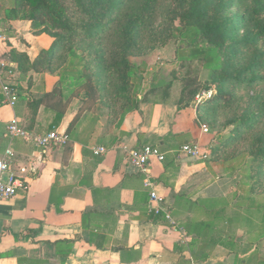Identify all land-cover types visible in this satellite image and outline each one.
I'll return each instance as SVG.
<instances>
[{"label": "crops", "instance_id": "crops-1", "mask_svg": "<svg viewBox=\"0 0 264 264\" xmlns=\"http://www.w3.org/2000/svg\"><path fill=\"white\" fill-rule=\"evenodd\" d=\"M11 6L13 0H0V73L19 95L14 107L0 95V157L13 150L12 171L23 188L0 202V264H233L223 248L206 251L201 239L185 234L179 222L191 214L184 207L183 217H172L175 225L153 212L158 206L172 212L176 196L194 200L202 193L201 161L180 153L182 145L196 142V129L176 104L140 103L116 126L98 112L80 113L74 100L54 128L68 135L65 146L41 150L5 137L13 118L31 133L50 131L54 115L41 106L32 119L19 96L41 98L58 80L49 73L21 76L4 58L15 50L34 59L52 44L45 35L34 36L29 22L6 21ZM146 145L165 155L149 166L153 189L125 160L127 151ZM98 147L105 154L95 155ZM152 190L163 204L150 201Z\"/></svg>", "mask_w": 264, "mask_h": 264}, {"label": "trees", "instance_id": "trees-1", "mask_svg": "<svg viewBox=\"0 0 264 264\" xmlns=\"http://www.w3.org/2000/svg\"><path fill=\"white\" fill-rule=\"evenodd\" d=\"M169 1L167 19L151 27L153 11L148 7L156 0L138 1L135 6L128 0H13V6L4 12L5 20L29 22L34 35H45L52 44L34 59L15 50L4 58L17 65L21 76L33 72L58 78L52 91L41 98L24 95L19 100L26 102L32 119L41 106L51 112L52 130L72 101L79 102L80 113L96 112L99 105L108 106L107 95L114 102L120 100L118 111H114L117 118L111 124L120 126L126 114L146 102L135 97L140 85L132 83L138 73L145 71L146 64L137 66L132 59L148 49L141 45L147 25L151 50L173 41L180 67L197 63L208 72V82L188 91L191 101L202 92L214 90L212 98L197 108L194 125L222 102L231 100L229 88L241 84L253 91L261 85L254 91L247 110L223 123V129L231 130L211 148L210 156L228 164L245 156L241 164L249 180L254 181L253 187H262L260 195L264 198V130L255 131L264 118V0ZM124 8L128 12L114 33L116 18ZM240 50L249 56L243 68L235 63ZM246 136L250 139L245 140ZM239 166L230 167V176ZM183 207L191 217L178 221L180 226L187 236L201 239L206 251L221 247L234 256L233 264H264V253H259V242L264 239V214L258 217V229L245 246L237 242L233 230L238 228V219L227 214L224 201L176 196L171 216L183 217L187 213L180 212ZM254 208H264V203Z\"/></svg>", "mask_w": 264, "mask_h": 264}, {"label": "rangeland", "instance_id": "rangeland-1", "mask_svg": "<svg viewBox=\"0 0 264 264\" xmlns=\"http://www.w3.org/2000/svg\"><path fill=\"white\" fill-rule=\"evenodd\" d=\"M130 4L135 6L138 1L143 0H128ZM248 2H245L246 6ZM153 11V20L151 27H156L167 19V14L170 9L169 0H156V2L148 7ZM127 9L120 11L116 18L114 33L120 24H122L123 17ZM128 12V11H127ZM149 27L146 25V30L143 31L144 38L142 44L148 47L145 53L139 57L133 58L132 62L137 66L146 64L144 72L138 73L133 79L134 85H140L139 91L136 92L135 97L138 100L145 99L146 101L164 102L169 101L176 104L181 109L188 113L191 121L194 123L197 120V108L207 100H210L214 95V90L211 94L203 96L202 92L199 98L189 101L188 91L190 88L199 87L203 83L209 81L208 72L203 70L200 64L194 63L192 66L188 64L180 67L176 61L175 49L176 44L169 41L161 47L150 49L151 45L148 43L147 32ZM34 35V34H33ZM38 36V35H34ZM249 60L248 54L244 50H240L237 60H235L238 68H243L247 65ZM55 62V60H53ZM56 63L54 64V66ZM53 66V67H54ZM184 88L186 89L183 92ZM261 85L254 88L252 91L249 87L243 85H236L229 88L232 92V98L229 102H222L215 111L206 114L200 123L194 125L196 129V142H194L200 152L198 159L201 164V173L203 178L200 181L199 190L202 193L194 200H221L225 202L226 211L229 216L237 217V229L233 230L237 235V242L248 245V241L255 234L254 231L258 229V217L264 214V208L256 209V204L263 205L264 198L262 187H253L254 181L249 180L248 173L244 170L245 165L241 164L245 156H241L231 163H222V158L214 161L210 156L211 148L219 142L221 136L227 135L231 128L223 129L222 125L231 117L245 112L251 102V97L254 91L260 90ZM183 98L184 101L180 100ZM106 102L111 109L105 104L99 105L96 112L105 120L106 124L111 125L116 120L114 111H118L120 107V100L114 102L107 95H105ZM116 113V112H115ZM264 130V118L255 127V131ZM250 136H246L245 140H249ZM244 140V141H245ZM237 147H242L236 145ZM228 156V155H227ZM226 156V157H227ZM195 159V158H194ZM240 165L239 169L230 176V167ZM264 185V178L262 180ZM196 191L195 185L190 188V193ZM196 196V195H195ZM256 209V210H255ZM187 219V218H186ZM259 253H264V239L260 240ZM220 255V254H218ZM231 255V254H230ZM233 256V255H232ZM232 259V258H231Z\"/></svg>", "mask_w": 264, "mask_h": 264}, {"label": "built area", "instance_id": "built-area-1", "mask_svg": "<svg viewBox=\"0 0 264 264\" xmlns=\"http://www.w3.org/2000/svg\"><path fill=\"white\" fill-rule=\"evenodd\" d=\"M11 67V66H10ZM11 71H7L6 75L10 76ZM210 96L211 92H204L202 95ZM0 95L3 98V104L10 107H14L17 102V91L13 86L8 83L5 77L0 73ZM199 96L196 97L198 99ZM5 137L9 140L21 139L24 143L30 144L37 149L44 150L49 147H62L65 146L68 141V135L61 133L56 129H52L43 134H34L26 131L17 118H13L6 130ZM94 154L97 156L105 154L106 150L103 147L94 149ZM180 153L191 157L198 158L200 156L198 146L192 142L182 145ZM14 160V152L11 148H7L0 157V202L9 201L13 199L18 190L23 188L22 181L12 171V164ZM125 160L129 165H132L140 170L145 175L144 186L145 188L153 189V182L150 177L149 166L153 161L163 162L165 161V155L155 146H142L137 149H130L126 152ZM150 201L163 204L162 199L152 190L150 192ZM153 212L164 215V218L172 225H175L172 220V216L169 210L163 207H156Z\"/></svg>", "mask_w": 264, "mask_h": 264}]
</instances>
